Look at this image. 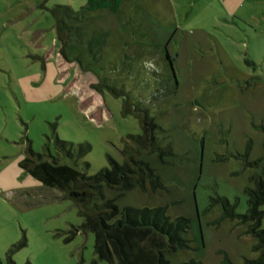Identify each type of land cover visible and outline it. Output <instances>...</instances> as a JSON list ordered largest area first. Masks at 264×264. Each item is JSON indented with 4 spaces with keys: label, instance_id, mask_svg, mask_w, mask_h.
Here are the masks:
<instances>
[{
    "label": "rangeland",
    "instance_id": "374dc122",
    "mask_svg": "<svg viewBox=\"0 0 264 264\" xmlns=\"http://www.w3.org/2000/svg\"><path fill=\"white\" fill-rule=\"evenodd\" d=\"M86 2L0 0L2 264L12 245L16 264H108L95 256L91 231L71 236L82 223L72 201L20 161L32 150L72 165L57 139L90 146L75 158L87 174L119 160L123 138L141 132L123 113L126 96L148 109L174 155L165 163L144 155L163 188L136 186L117 206H166L170 218H189L190 248L168 255L169 264H256L247 223L222 218L212 202L226 198L244 213V189L264 169V0H122L117 12L87 11ZM55 5L80 18L60 16L81 31L70 33L66 56ZM101 81L127 95L100 91ZM115 195L104 187L105 198Z\"/></svg>",
    "mask_w": 264,
    "mask_h": 264
},
{
    "label": "trees",
    "instance_id": "16d2710c",
    "mask_svg": "<svg viewBox=\"0 0 264 264\" xmlns=\"http://www.w3.org/2000/svg\"><path fill=\"white\" fill-rule=\"evenodd\" d=\"M121 2L122 0H87L83 8L87 11L106 8L117 12ZM52 14L56 20L58 39L61 41L60 52L66 56L65 47L70 33L73 29L80 31V28L67 24L60 16L64 14L71 20L80 18L67 5H55ZM99 43H104V40ZM166 59L171 61L167 53ZM172 78H175L174 74ZM97 88L100 91L105 89L115 96L127 95L123 89L103 82ZM123 101V113L138 118L141 132L127 134L123 138L119 160L109 157L106 166L94 174H87L85 170L89 164L82 162L80 167L75 158L86 153L90 146L80 144L73 147L72 144L57 139L56 143L61 152L75 160L72 165L61 163L51 155L30 150L32 157L20 161V166L43 184L59 189L64 197L72 201L82 223L75 227L71 236L79 230L91 231L94 235L93 252L98 259L105 260L108 264H169L168 255L179 249L190 248L191 241L185 237L190 226L189 218H170L166 214V206H124L120 209L116 200L136 186L143 190L150 187L152 192L162 189L164 184L159 174L143 156L155 153L165 163L174 155V151L169 142H162L160 134L164 129L154 121L147 108L139 106L129 96L124 97ZM259 162L257 159L253 164L258 165ZM250 181L254 186L244 189L247 196L244 213L235 212L236 204H231L226 198L219 197L212 203L220 202L222 218H241L243 223H247L246 233L254 239L252 249L257 253L254 262L264 264V210H261L264 205V169L254 173ZM104 187L114 189L116 195L105 198ZM15 247L16 245H12L6 251V264H16L11 259ZM24 264L31 263L26 261ZM178 264L201 263L189 259Z\"/></svg>",
    "mask_w": 264,
    "mask_h": 264
},
{
    "label": "water",
    "instance_id": "95a60500",
    "mask_svg": "<svg viewBox=\"0 0 264 264\" xmlns=\"http://www.w3.org/2000/svg\"><path fill=\"white\" fill-rule=\"evenodd\" d=\"M171 66V65H170Z\"/></svg>",
    "mask_w": 264,
    "mask_h": 264
}]
</instances>
